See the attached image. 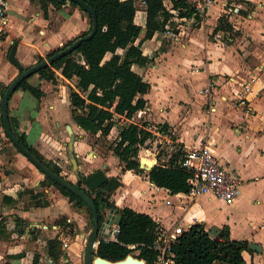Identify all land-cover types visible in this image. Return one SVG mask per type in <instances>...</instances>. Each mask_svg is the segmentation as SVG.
<instances>
[{
    "label": "crops",
    "instance_id": "crops-1",
    "mask_svg": "<svg viewBox=\"0 0 264 264\" xmlns=\"http://www.w3.org/2000/svg\"><path fill=\"white\" fill-rule=\"evenodd\" d=\"M230 2L239 7L231 20L221 0L196 21L173 15L171 20L196 22V33L185 38L181 47L176 46L185 33L183 25L179 24L181 31L177 34L168 23L165 30L154 32L150 39L142 42V52L148 62L133 64L132 68L150 84L144 94L147 105L137 112L141 121H151L170 131L174 145L183 149L206 145L220 165L238 175L240 195L230 203L210 193L188 199L184 193H172L151 183L145 174L147 170L143 176L132 170L120 174L115 166L113 175L119 174L121 182L117 190L122 189L115 202L117 206L126 205L149 214L164 227L201 221L211 235H216L227 226L231 237L261 246L260 251L242 252L246 263L264 264V0ZM35 15L43 17L40 12ZM221 18L231 24V30L215 29ZM145 19L143 6L134 18L142 27L136 43L144 35ZM74 28L68 32L72 33ZM166 28L170 30L168 33ZM39 32L44 34L45 31L40 29ZM21 49L17 44L16 57ZM18 60L21 64L29 61L24 57ZM12 66L16 70L17 66ZM28 82L39 85L43 95L36 99L28 91L15 90L8 100V115L17 121V130L25 133L28 144L45 157L64 163L68 155L66 157L63 146H67L68 141L61 126L69 120L67 125L71 130L65 126L69 136L75 126L80 129L70 119L66 120L71 108L68 84L59 77L53 83L38 74L31 75ZM60 85L65 90L64 97L58 89ZM206 86L208 92L203 90ZM52 117L58 136L48 131L54 122ZM5 139L0 125V264H35V254L39 255L36 264H51L46 253L47 239L58 236L66 255L72 239L66 237L56 220L65 216L70 222L75 211L69 198L50 184L24 155L3 149ZM156 145V140H147L139 149L140 158L151 164L164 162L174 151L169 144ZM160 150H164L162 156H159ZM74 152H77L76 142ZM109 155L117 162L115 155ZM104 162L110 164L109 157L96 155L93 170ZM127 178L143 181L142 196H130ZM38 192L43 195L33 198L32 194ZM167 200L170 203H166ZM37 201L46 204L36 205ZM212 201H218L217 208ZM17 217L23 220L21 226L17 225Z\"/></svg>",
    "mask_w": 264,
    "mask_h": 264
},
{
    "label": "trees",
    "instance_id": "trees-1",
    "mask_svg": "<svg viewBox=\"0 0 264 264\" xmlns=\"http://www.w3.org/2000/svg\"><path fill=\"white\" fill-rule=\"evenodd\" d=\"M83 1L96 13L97 30L95 34L90 39L82 41L73 51L33 74H38L41 79L53 83L58 77L67 82L72 120L85 132L106 136L116 120L123 118L125 121L118 131L116 140L109 148L118 158L120 174L128 170L137 174L145 173V169L140 165L141 158L138 152L147 140L153 139V135L146 129L149 121L136 122L133 117L146 107L147 100L144 94L149 91L150 84L132 66L133 64L145 65L148 62V57L142 52V42L150 39L154 32L165 30L166 25L172 22L173 13L168 10L164 0ZM141 1L144 2L146 19L144 35L136 43L142 27L135 23L134 18L138 10L137 4ZM170 2L173 9L178 11V16L186 18L195 16L199 19L192 6L184 0H170ZM39 3L45 17L48 16L50 4L60 7L65 3H70L83 10L89 18L87 30L48 53L47 57L70 45L77 37L89 33L92 15L74 0H39ZM231 28V24L225 18H221L218 19L215 29L231 30ZM43 59L39 57L38 61ZM28 78L23 79L15 90L28 91L36 99H40L43 91L39 85L30 84ZM4 90L0 91V95ZM9 122L14 135L27 149L50 171L67 179L57 161L45 157L34 146L28 144L25 133L17 130V121L13 117L9 116ZM0 125L3 127L1 114ZM5 136L7 137L6 134ZM9 142L11 143L10 140ZM12 146L19 152L13 144ZM181 153L180 150H174L166 161L153 163L145 173L148 180L156 186L167 188L172 193H186L189 190L186 180L191 172L177 163ZM44 177L67 196L75 208L85 206L91 217L89 207L82 197L60 186L47 176L44 175ZM75 184L93 200L98 212L99 224L103 222L105 213L110 208H117L121 215L117 240L104 241L101 239L94 256L99 255L110 260H118L133 253L134 256L144 259L146 264H152L155 253L149 245L154 240L158 223L145 212L134 210L126 205L117 206L110 200L112 193L121 185L120 176H109L95 190H89L83 181L78 182L77 180ZM41 195L43 194L38 192L32 194V197L38 199ZM35 204L44 205L46 202L37 201ZM16 221L18 226L23 223V220L18 217ZM56 222L62 228L65 223L69 224L65 216L59 217ZM20 230L22 232V229ZM248 244L249 241L246 239L231 237L227 226H223L216 235H211L203 222L194 221L178 236L177 242L172 245V251L178 264H247L242 252L251 251ZM130 245H135V247L131 248ZM135 250L138 252L136 253ZM46 253L51 258V264H60V258L65 254L62 241L58 236L47 239ZM38 258L39 255L35 254L33 263L36 264Z\"/></svg>",
    "mask_w": 264,
    "mask_h": 264
},
{
    "label": "rangeland",
    "instance_id": "rangeland-1",
    "mask_svg": "<svg viewBox=\"0 0 264 264\" xmlns=\"http://www.w3.org/2000/svg\"><path fill=\"white\" fill-rule=\"evenodd\" d=\"M166 3L168 4V1H166ZM137 5L138 9L144 6L141 3H138ZM36 12H40L41 17H43L38 18V16L35 15ZM42 13L43 10L40 7L39 0H10L9 7L7 9L8 32L0 38V91H3L18 73V69L16 68L15 70L13 68L12 62L9 61L7 57L8 51L14 42H17V44L22 47V52H19L17 57H24L25 60L29 59L26 64L22 63L24 68L38 62L39 57H43L44 59L47 58L46 55L48 53L56 50L58 47L63 46L68 40L72 39L76 35L81 34L89 27V18L85 12L78 7L71 5L70 3H65L60 7H55L50 4L48 8V16L45 17ZM138 17L139 13L137 20ZM81 20L82 23L80 22ZM33 22L34 24H32ZM83 23L85 24L83 25ZM179 24L183 25V30L185 31V33H183V37L181 36V40L176 43V46L181 47L185 38L188 39L192 36V34L196 33L194 29L196 28L197 24L196 22H191L186 19L180 21L173 19L171 22V27L173 31H176L177 34L181 31ZM76 26L79 28L75 29L74 27ZM73 28V32L69 33L68 30ZM40 29L45 31L44 34L39 32ZM198 32L201 34V31ZM186 33H188L189 36ZM173 50H177L176 47H173ZM58 89L61 90V97H64L65 90L63 87L60 85ZM52 119L54 120V117H52ZM68 119L74 122L71 117V108L68 110V118L66 117V120ZM133 120L136 122H143L141 121L138 114H135ZM124 121L125 120L123 118H118L109 134L106 136L91 134L78 129L75 126L74 134L76 136L75 142L77 145V152H75V154H77L76 159L78 161V169L80 171L81 177L84 176L85 172H89L90 170L94 169V159L96 158V155H99L102 158L109 157L110 164L106 165V162H104L103 165L99 167L103 168L107 175H113L115 166L119 171V161L117 160L116 162V160H114V158L109 155V153L113 154L109 147L116 140L118 131ZM149 122L152 123L151 121ZM69 123V120L66 121V123L63 124V127L61 126L60 129L66 137V142L69 139V133L67 132L65 126ZM56 126L55 120L54 122L52 121L48 131L51 134L58 136ZM157 142L158 140H156V143ZM2 145L3 149L8 153L15 151V148L9 142L7 137ZM160 145L165 144H159V147ZM63 148L67 157L66 144L63 146ZM163 151L164 150H160L159 156H162ZM29 163L31 162L29 161ZM60 164L62 167V172L66 175L67 179L74 183L77 182V177L73 172L70 160L67 158L66 162ZM139 175L143 176V173H139ZM142 182L143 181L139 179H126V183L130 185L131 197L135 198L142 196L140 193V190L142 189ZM121 193L122 189H116L112 193L110 200L116 204V198L120 196ZM217 203L218 201L211 202L214 208H217ZM73 210L75 211V217H73L72 220L68 222L69 224L65 223L63 228L60 226L61 229H64L66 237L68 239H72V241H70L71 246L66 251V255L60 258V264H83V248L86 242V236L92 227V220L85 206L80 208H75L73 206ZM64 249L67 248L65 247ZM135 252L137 253L138 251L135 250Z\"/></svg>",
    "mask_w": 264,
    "mask_h": 264
},
{
    "label": "built area",
    "instance_id": "built-area-1",
    "mask_svg": "<svg viewBox=\"0 0 264 264\" xmlns=\"http://www.w3.org/2000/svg\"><path fill=\"white\" fill-rule=\"evenodd\" d=\"M170 1V0H168ZM190 4L199 18H202L208 9L218 0H184ZM223 1L225 7V14L230 18L234 13L238 12L239 7L236 4H232L229 0ZM165 3V0H164ZM10 0H0V37L8 32L7 30V9L9 7ZM141 4L144 2L141 1ZM166 7L173 15L178 16V11L173 9L172 4L165 3ZM189 20H195V16L187 17ZM170 30L166 28L168 33ZM208 86L203 90L208 92ZM249 88L246 87L245 91ZM146 129L152 132L153 140H158V144H169V148L173 150H180L182 153L178 157L177 163L190 170L191 175L187 178L189 190L184 193V197L188 199H194L202 194H212L216 198L230 203L234 201L241 192V180L236 173L224 168L218 162L215 154L206 146H193L187 149H183L171 138V132L163 130L153 123H148ZM150 140V139H149ZM156 145V146H157ZM165 147V145H163ZM167 148V147H166ZM170 203L169 200L165 201ZM109 210L105 213V218L101 224H99V232L97 243L102 239L104 241H116L119 232V224L113 222L109 224L106 220L111 219L109 217ZM192 223L175 224L171 227L160 226L159 224L155 229V237L149 247L154 251L155 256L152 264H178L177 259L172 251V245L177 242L178 236L185 230H187ZM129 247L134 248L135 245ZM133 254V253H132Z\"/></svg>",
    "mask_w": 264,
    "mask_h": 264
},
{
    "label": "water",
    "instance_id": "water-1",
    "mask_svg": "<svg viewBox=\"0 0 264 264\" xmlns=\"http://www.w3.org/2000/svg\"><path fill=\"white\" fill-rule=\"evenodd\" d=\"M60 1V0H57ZM79 6H81L84 10L89 11L92 15V25L89 33L84 36L77 37L70 45L56 51L52 55L48 56L47 58L43 59L42 61H38L28 67H24L16 57V48L17 42H14L8 51L7 57L9 61H11L14 65L17 66L19 69V73L11 80V82L7 85L2 95H0V114L2 118V124L5 134L7 135L8 139L11 143L19 150V152L24 155L39 171H41L45 176L50 178L51 180L58 183L60 186L74 192L75 194L82 197L85 201L87 206L89 207L91 213V220H92V227L86 236V242L83 248V264H146L145 260L142 258H138L134 256L132 253L127 254L124 258L118 260H110L107 258H103L102 256L96 255V247L98 245L97 239L100 235L99 232V220H98V212L96 206L91 199V197L80 187H78L75 183H71L67 179H64L54 172L50 171L45 164L38 159L29 149H27L14 135L8 116V100L15 90L16 86L25 78H28L31 74L38 71L41 68L50 65L56 59L68 54L69 52L73 51L82 41L90 39L97 30V16L93 8H91L86 2L83 0H74ZM1 90V84H0ZM69 131L71 127L67 125ZM76 136L75 134L71 133L70 138L67 142V155L71 162L73 172L77 177L78 182L83 181L84 185L89 190H95L99 188L109 177L106 174L103 168H97L90 172L84 177H81L80 171L78 169V162L74 152V142ZM141 167L145 170H149L152 166L151 162L146 159H141L140 161ZM111 219H107L106 221L111 224L113 220L115 223L119 224L121 215L118 213L117 208H110L109 209ZM248 247L254 251H260L261 246L255 242H249Z\"/></svg>",
    "mask_w": 264,
    "mask_h": 264
},
{
    "label": "bare ground",
    "instance_id": "bare-ground-1",
    "mask_svg": "<svg viewBox=\"0 0 264 264\" xmlns=\"http://www.w3.org/2000/svg\"><path fill=\"white\" fill-rule=\"evenodd\" d=\"M74 134V133H73ZM71 135V134H70ZM69 138H70V136H69ZM69 140V139H68Z\"/></svg>",
    "mask_w": 264,
    "mask_h": 264
}]
</instances>
